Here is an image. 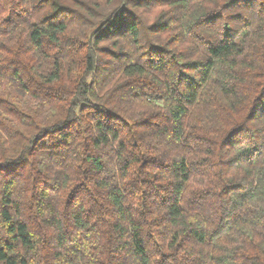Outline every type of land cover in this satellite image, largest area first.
I'll return each mask as SVG.
<instances>
[{
	"label": "trees",
	"instance_id": "16d2710c",
	"mask_svg": "<svg viewBox=\"0 0 264 264\" xmlns=\"http://www.w3.org/2000/svg\"><path fill=\"white\" fill-rule=\"evenodd\" d=\"M0 264H264V0H0Z\"/></svg>",
	"mask_w": 264,
	"mask_h": 264
}]
</instances>
